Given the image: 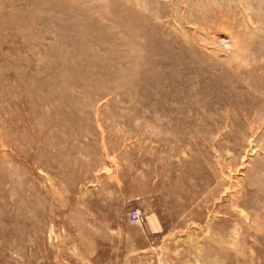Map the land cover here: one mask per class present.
I'll use <instances>...</instances> for the list:
<instances>
[{"label": "rangeland", "instance_id": "1", "mask_svg": "<svg viewBox=\"0 0 264 264\" xmlns=\"http://www.w3.org/2000/svg\"><path fill=\"white\" fill-rule=\"evenodd\" d=\"M219 235L264 264V0H0V264H225Z\"/></svg>", "mask_w": 264, "mask_h": 264}, {"label": "bare ground", "instance_id": "2", "mask_svg": "<svg viewBox=\"0 0 264 264\" xmlns=\"http://www.w3.org/2000/svg\"><path fill=\"white\" fill-rule=\"evenodd\" d=\"M241 57V56H240ZM234 59V58H233ZM252 145V144H251ZM256 149V148H255ZM232 152V151H231ZM230 154V153H229ZM244 157V156H243ZM233 175V174H232ZM227 186V185H226ZM244 186V185H243ZM232 191V190H231ZM232 196V195H231ZM196 197V196H195ZM220 201V200H219ZM248 218V217H247ZM262 230V229H261ZM235 231V230H234ZM262 232V231H260ZM207 234V233H206ZM237 234V233H236ZM218 236V235H217ZM221 240V245L219 246L220 248H224L225 247V251H227V249L229 251L226 252V254H228L227 256L229 257V261L225 262V264H250L252 262H254V257L251 255L250 257H248V255L245 253L244 254V247L243 245H241L239 242H237L236 240L234 242H232L233 244L229 245V247H232V250H230L229 247L226 246L227 240L225 239V236H220L218 237V240ZM217 240V241H218Z\"/></svg>", "mask_w": 264, "mask_h": 264}, {"label": "built area", "instance_id": "3", "mask_svg": "<svg viewBox=\"0 0 264 264\" xmlns=\"http://www.w3.org/2000/svg\"><path fill=\"white\" fill-rule=\"evenodd\" d=\"M142 210L139 209V208H136L134 211H133V215L138 217V216H142Z\"/></svg>", "mask_w": 264, "mask_h": 264}]
</instances>
